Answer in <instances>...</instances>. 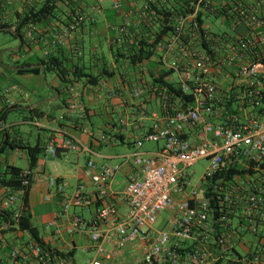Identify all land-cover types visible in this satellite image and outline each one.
I'll return each mask as SVG.
<instances>
[{"label":"built area","instance_id":"obj_1","mask_svg":"<svg viewBox=\"0 0 264 264\" xmlns=\"http://www.w3.org/2000/svg\"><path fill=\"white\" fill-rule=\"evenodd\" d=\"M209 3L210 0H195L192 12L175 18L173 30L162 44L166 54L188 58L185 63L179 59L173 69L178 75L177 87L183 94H192V104L176 106L166 89H159L161 113L151 114L153 122L144 136L134 141V151L122 155L117 166L97 165L88 160L83 168V175L95 186L94 199L105 203L95 206L90 218L72 213L63 230L70 239L77 234L87 236L94 256L76 261L68 250L41 241L29 229L19 227L21 214L17 211L12 220L0 227V264H102L115 259L131 244L142 247L136 264H264L259 245L240 257L230 256L240 234L234 221L236 216L242 218L244 232L257 234L264 226V169L259 167V162L264 161V20L249 9L236 10V16L247 24L248 34L216 35L204 27L202 39L206 46L201 45L203 53L198 54L186 37L200 42V26L195 18L199 9L208 8ZM113 6L118 7L119 3L114 2ZM85 17L80 8H75L68 34ZM124 30L119 28V33ZM68 34L63 33L57 42ZM225 68L240 80L231 93L243 114L240 109L233 112L225 109L228 99L211 77ZM67 90L71 99L73 90L71 87ZM11 91L24 98L28 95L20 88L4 87L0 89V101L6 106L15 104ZM129 93L138 98L141 90L132 86ZM231 93L226 97L230 98ZM196 128V142L183 137L185 129ZM144 141L162 143L155 152L145 155L141 150ZM76 145L77 140L68 135L50 140L44 155L54 157L59 148L73 150ZM204 158L208 164L199 183L193 184L189 168ZM123 166L129 172L124 187L118 191L112 188V182ZM236 167L253 172L246 177L235 175L220 180L212 187L211 194H217L219 213L214 220L212 195H206V182L216 172ZM20 177L21 188L0 184L1 207L21 206L23 188L30 184V170L21 171ZM47 182L49 188L60 194L64 211L71 205L88 210L93 204L94 199L82 186L68 196L64 184L57 182L56 177H49ZM113 198L125 200L124 213L110 202ZM164 210L171 212L169 225L165 230L155 231L153 225ZM60 230L53 225L51 241L62 239ZM213 234L215 245L210 242Z\"/></svg>","mask_w":264,"mask_h":264},{"label":"crops","instance_id":"obj_2","mask_svg":"<svg viewBox=\"0 0 264 264\" xmlns=\"http://www.w3.org/2000/svg\"><path fill=\"white\" fill-rule=\"evenodd\" d=\"M45 0H0V23L8 25L14 31L15 14L23 12L32 7H39ZM195 0H59L57 2V13L43 22L29 25L25 30L24 40L26 42L22 51L18 52L21 46V39L14 33L7 30L18 43L16 48L10 47L7 50V59L0 64V89L10 87L11 89H22L28 93L25 86H19V79H35L41 75L40 83L34 85V90L43 96L36 100V97L28 94L26 98L10 92V97L15 100L13 107L7 111L0 128V148L6 133L10 140L19 144H30L27 135L14 131V126L19 123H26L37 126L41 133H38L36 142L42 148L37 158L36 165L29 169V160L25 148L20 145L12 148L6 146L5 158L0 156V176H3L7 166H16L31 172L30 189L28 195L29 223L35 228L37 237L48 245H55L57 248L69 251L74 260L76 253L87 254L92 252V246L83 234L74 235L72 239L67 237L63 228L66 220L72 213H81L84 217L90 218L94 214L95 206L105 203V200H95L96 191L91 179L83 175V168L88 160H93L97 165L108 164V161H115V166L121 162V156L134 151V141L143 137L153 122L152 115L148 116L147 107L152 109L159 106V111L151 110L152 113L160 114V101L157 95L159 86L154 78L167 72L164 79L168 82L177 83L178 75L173 69L179 59L181 62H189L188 58L177 57L175 53L166 54L162 44L169 34L163 35L157 43L154 39L161 28L162 12L177 13L191 8ZM114 2L119 6L114 7ZM208 8L201 7V18L203 25L208 30L207 20L212 17L220 18L222 22H228L231 28L227 33L233 36H245L249 29L245 22L235 14L238 9H249L264 20V0H210ZM75 8H80L85 18L78 27L68 34L67 27L71 23ZM175 17V16H174ZM124 27L123 33L119 28ZM0 31H2L0 29ZM209 31V30H208ZM62 41L57 42L58 37L66 33ZM212 33L211 31H209ZM212 33V34H222ZM56 40V44L53 41ZM189 46L198 54L203 53V48L195 39L189 40ZM143 44H142V43ZM145 43H147L145 45ZM153 43V44H152ZM149 44V45H148ZM47 52V53H46ZM48 55L56 56L63 60L67 67L77 72L73 77L69 76L71 82L61 85L55 76L52 82L45 81L47 73H33L32 75L17 72L18 67L14 66L18 61H32L35 66L40 60ZM139 58V59H138ZM219 85L223 97L229 99L233 87L240 80L230 75L227 68L221 73H213L211 76ZM44 78V83H43ZM6 83L3 85L2 81ZM30 82V81H29ZM43 83V84H42ZM132 86H138L141 95L134 98L129 91ZM72 88V96L67 88ZM111 93H115V96ZM234 106L241 107L236 97ZM70 103H68V101ZM42 102H47V109L39 110V117L32 114V110ZM5 106L0 101V109ZM25 109L30 112L29 116L21 121L14 118L8 119L12 110ZM132 115H127L128 110ZM56 110V111H53ZM117 113L118 120L112 118ZM240 113H244L240 109ZM89 126V127H87ZM198 129H185L183 137L189 142H196ZM72 136L77 140L75 149L59 148L54 157L45 156L44 148L50 140H60L64 136ZM162 142L153 143L144 141L141 147L145 155H150L161 145ZM127 147V150L122 148ZM3 150H0L3 151ZM76 155V165L73 168L67 167L69 152ZM67 157L62 165L55 159ZM84 156V163L80 164V158ZM17 159H22V165ZM50 159L49 166L54 172L53 175H46V160ZM122 171L123 179H116L114 176L112 188L121 190L127 180L129 169L125 166ZM118 172V171H117ZM48 176L56 177L57 182L64 184V193L71 196L77 186L93 198V204L87 210L84 207L71 205L67 211L61 207V196L48 187ZM68 191V187L71 186ZM48 197V199H47ZM121 213L127 209L125 200L113 198L110 200ZM2 209L12 208L16 213L19 210L17 204L2 206ZM236 229L240 232L235 247L230 253L232 258L240 257L257 245V235L242 230V218L236 216ZM59 227L61 240L51 241L53 225ZM264 231V226L261 227ZM264 242V240H262ZM261 247L259 245L258 250ZM142 253L140 244L128 245L119 252L115 258L124 261L127 257H135L138 261ZM262 253L264 259V250ZM93 257V256H91ZM89 257V258H91ZM86 258V259H89ZM85 259V260H86ZM77 261V260H76ZM84 261V260H82ZM136 261V262H137Z\"/></svg>","mask_w":264,"mask_h":264},{"label":"trees","instance_id":"obj_3","mask_svg":"<svg viewBox=\"0 0 264 264\" xmlns=\"http://www.w3.org/2000/svg\"><path fill=\"white\" fill-rule=\"evenodd\" d=\"M59 0H45L39 7H32L28 10H25L23 12H19L15 14V25H14V31L18 37L21 39V46L19 48L18 52L22 51L23 45L26 44L24 40V34L25 30L28 28L29 25H32L34 23L43 22L47 20L49 17L54 16L57 13V2ZM192 12V7L188 10H184L177 13H171V12H162V19H161V28L157 33V36L154 39V43H157V41L163 36L167 35L172 32L174 27V20L179 14H187ZM175 16V17H174ZM200 26V42L203 47L206 46L205 42L202 39V33H203V19L201 18V12L198 11L195 18ZM8 25L1 24L0 23V29L4 32H8L5 28ZM142 43V42H141ZM143 44V43H142ZM147 43H145L146 45ZM153 44V43H152ZM149 45V44H148ZM139 59V58H138ZM264 62V59H263ZM32 61H18L14 63V66L18 67L17 72L23 73V72H29V73H35L40 74L41 72L44 73H54L58 79V81L61 83V85H67L71 82V79L68 78L69 76L73 77L77 72L75 70H72V68L67 67L63 60L56 57L48 55L44 60H40L39 64L32 66ZM165 75H167V72L161 74L159 77L154 78V81H156L157 85L159 86L158 89L164 88L166 89L167 93L170 95L171 101L175 103L176 106L179 107H186L189 104H192V94H183L181 90L177 87V83L168 82L164 79ZM158 92V91H157ZM232 93L230 94V98L225 102V109L227 111L233 112V111H239L238 106H234L232 103L235 101L231 97ZM16 107L12 106L11 108ZM10 108L8 106H3L0 109V128L1 127V121L3 120L4 116L6 115L7 111ZM259 111H262V108H259ZM6 133V138L3 140V145L1 146L0 150H3L7 145L14 148L18 145L20 147L25 148L28 160H29V169H32L36 165V161L40 153L42 152V148L38 145H28V144H19L18 142H15V140H10L8 137V133ZM259 167L264 169V161L259 162ZM253 171L251 169H242L240 167L236 168H230L225 171H219L216 172L208 181L206 182L207 186V192L206 195H212V198H210V205L213 207V213L212 217L215 220L218 217V204H217V194L212 193L211 189L212 187L218 183L220 180H226L234 177L235 175H239L241 177H246L248 174L252 173ZM21 169L16 166H7L5 173H3V176H0V184L9 186L13 189L21 188V177H20ZM29 189L30 184L23 188V192L21 195V206L19 207V211L21 216L19 218V227L22 229H29V231L32 233L33 236L37 238V232L34 227H32L29 223V214H28V195H29ZM13 209L12 208H6L2 209L0 206V227L4 226L9 220H12L13 217ZM213 220V221H214ZM10 225V224H9ZM7 226L9 228L10 226ZM252 234V233H251ZM257 245H260L261 249L260 252H263L264 250V231H259L257 234ZM216 237V234H213L212 239H210L213 245H215L214 238Z\"/></svg>","mask_w":264,"mask_h":264},{"label":"rangeland","instance_id":"obj_4","mask_svg":"<svg viewBox=\"0 0 264 264\" xmlns=\"http://www.w3.org/2000/svg\"><path fill=\"white\" fill-rule=\"evenodd\" d=\"M207 23H208V30L211 31L212 33L229 32L231 29L229 27V23L227 21L222 22L220 18L212 17L211 19L207 20ZM17 46H18V43L14 37H12L7 32L0 31V64H1V62L4 63L7 59V53H9V51L7 49L10 47L16 48ZM23 74L32 75L33 73L23 72ZM55 76L56 75L52 72L47 73L46 77H45V81L50 83V82H52V79L55 78ZM31 78H34V76L32 75ZM40 80H41V75L35 76V79H32V80L20 78L19 84H17V85H19V86L21 85L22 87L25 86V89L28 92V94L36 97V100H40L43 98V96L41 94L37 93L36 90H34L35 89L34 85H31V84L40 83ZM5 83H6V81L3 80L2 84L4 85ZM43 83H44V78H43ZM46 104H47V102L40 103L38 105V107H36L35 109H33L31 111L32 114H34V116L38 118L40 116L39 115L40 109H47V110L49 109V108H47ZM146 110L148 112V116H150L151 110H155L157 112L159 111V106H156L153 109L150 106H148ZM53 111H56V110H53ZM132 113H133V111L130 109L127 111L126 114L130 116V115H132ZM29 115H30V112L26 111L25 109L12 110L9 112L8 119L14 118L15 120L21 121L24 117L29 116ZM112 118L116 121L119 119V116L117 113H114V114H112ZM87 127H89V126H87ZM14 131L27 135V138H28L30 144H32V145L36 142V138H37L38 133L42 132V130H40L37 126L31 125V124H26V123L16 124L14 126ZM122 150H127L128 151L127 153L131 152L128 150L127 147L122 148ZM7 154L8 153L6 150H3L0 152V156L3 158H5L7 156ZM66 158L67 157L62 156L61 158L55 159V161L59 162V164L62 165L63 163L66 162L65 161ZM76 160L77 159H76L75 153L73 151H70L69 152V161H68L70 163H67V167L72 166L74 168L76 165V163H75ZM115 161H117V159L112 160V161H108V163L111 166H115ZM17 162H18V164L22 165L23 160L17 159ZM79 163L80 164L84 163V156H82L80 158ZM46 164H47L46 171H45L46 175H53L54 172L52 171L51 167L49 166L50 159L46 160ZM207 164H208V159L204 158V159L199 160L197 163H195L194 165H192L189 168V170L192 172V174L190 176L191 183H193V184L199 183L200 178H201ZM122 175H123L122 171L118 170L115 178L119 179L121 177L123 179ZM48 178H49V176H48ZM72 184H73V181H71V186L68 187V191L71 190ZM170 216H171V212L169 210L162 211L158 215L157 220L153 225V229L155 231H162V230L167 229V227L169 225ZM91 256H94L93 251L89 252L87 254L77 252L75 259L77 261H82V260H85L86 258H89ZM136 261L137 260L135 257H127L123 262L119 261L118 259H116V260L113 259V260L103 261L102 264H136L137 263Z\"/></svg>","mask_w":264,"mask_h":264},{"label":"water","instance_id":"obj_5","mask_svg":"<svg viewBox=\"0 0 264 264\" xmlns=\"http://www.w3.org/2000/svg\"><path fill=\"white\" fill-rule=\"evenodd\" d=\"M5 29H7V30L13 32L14 34H16V32L15 31H12L10 28H5ZM18 38L20 39V37H18Z\"/></svg>","mask_w":264,"mask_h":264}]
</instances>
